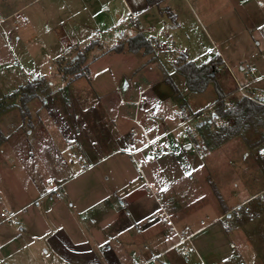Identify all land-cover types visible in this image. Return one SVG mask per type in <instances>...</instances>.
Here are the masks:
<instances>
[{"label": "rangeland", "instance_id": "rangeland-1", "mask_svg": "<svg viewBox=\"0 0 264 264\" xmlns=\"http://www.w3.org/2000/svg\"><path fill=\"white\" fill-rule=\"evenodd\" d=\"M85 2L88 10L83 0H0V14L28 3L0 22V132L5 136L0 146V212L8 210L18 219L10 223L0 216V264H135L131 253L124 257L114 253L121 209L107 213L96 206L102 196H124L129 185L139 187L138 198L128 206L125 223L132 222L130 230L136 227L131 235L138 241L157 232L173 235L169 214H165L167 203L182 212L178 227L189 224L194 230L203 214L213 217L222 202L210 179L228 205L264 187V165L257 155L264 113L248 118L250 127L243 135L220 144L211 135L229 121L213 118L181 140L175 148L177 155L163 157L162 162L145 161L141 171L124 151L128 134L121 137L116 132L131 123L119 120L131 107L121 97H138V87L159 93L156 113L169 118L171 125L177 124L175 111L183 104L201 109L216 102L214 82L202 92H193L174 67L177 54L183 51L197 63L212 58L207 50L218 46L226 61L219 79L224 92L236 101L241 96L234 91L233 75L241 82L250 79L241 68L244 65L255 68L252 85L264 89V0H167L161 10L154 7L143 13L139 28L130 25L124 0ZM174 5L171 9L179 23L175 30L165 9ZM53 10L98 12L100 31L92 35L99 40L90 42L88 51L85 47L78 52L85 51V64L89 62L91 70L88 76L77 78L61 68L63 55L69 59L73 52L53 40L46 31L50 19L38 14ZM138 31L154 36L153 53L129 51L127 39ZM34 32L39 36H32ZM81 33L75 34L79 43H83ZM22 35L26 43H18L16 36ZM121 42L122 52L112 49ZM37 76L42 85L38 96L28 102L25 116L19 94L13 99L10 95ZM189 159L199 161V167H189L193 163ZM61 182L66 192L56 197L53 188ZM167 184L168 196H163ZM242 203L254 216L244 212L236 218L232 210L229 227L249 219L257 223L259 261L255 264H264V213L257 217L264 212V196ZM96 215L99 222H94ZM144 216L151 224H140ZM230 239L239 247L235 235ZM170 255L177 264L196 263L182 258L176 248Z\"/></svg>", "mask_w": 264, "mask_h": 264}, {"label": "crops", "instance_id": "crops-1", "mask_svg": "<svg viewBox=\"0 0 264 264\" xmlns=\"http://www.w3.org/2000/svg\"><path fill=\"white\" fill-rule=\"evenodd\" d=\"M83 1L85 3L84 4L85 8L88 10L89 7L87 6L85 0ZM124 1L126 3L128 13H130L131 11H134L136 13H139V16H141L147 10L153 9L154 7H161L163 2H167V0H162L159 6L157 5L150 6L148 5L146 0H132V3H134V5L129 0L128 1L124 0ZM27 4L28 3L23 4L21 7L11 12L10 11L1 12L0 22L9 19L14 14L18 13V11H21L24 7L27 6ZM173 7H176V5L172 6L171 8ZM96 13L98 12H56V10H53V12H38L39 15L48 16V19H50L49 26L45 28H46V31L50 33L51 36H53V40L55 42H61L63 48H65L66 50H71L73 52V54L70 56L69 59H66V57L63 55V63H61L63 66H61V68L69 66V63H71V61L72 62L75 61L79 57L78 52L82 50L83 48H85L88 44H90V42L99 40L97 37H94L96 35H92L93 34L92 32L100 31V28H99L100 22L99 20H96L95 18L97 17ZM177 17H178V14H177ZM71 25L74 27V30L70 29L72 27ZM30 28L34 29V26L32 25ZM171 28L174 29L177 27H174L173 25H171ZM59 31L62 32L61 36L58 35ZM79 32H83L81 33L84 35V37L82 38L83 43H79L77 41L78 38L75 37V34H79ZM138 32H143V31H138ZM33 35H35V37L39 36L35 32L32 33V36ZM16 38L18 40V43L20 42L26 43V39L24 38L23 35L20 37L16 36ZM178 52H180V50ZM210 56L213 57L212 55ZM209 59H204L203 61L197 62V63L200 64V63L208 61ZM223 61L225 65L226 61L225 60ZM87 63L89 67V62ZM174 67H175V64H174ZM241 68L243 70V67ZM90 71L91 70L89 67V73ZM36 79H39V77L37 76ZM219 81L221 82L220 79ZM234 84H235V81H234ZM221 85L223 89L226 90V87L224 86L222 82H221ZM20 86H22V84ZM254 89L264 91L263 88H260L258 86L257 87L255 86ZM136 91L139 94L138 97L136 98H131V97L122 98L121 97V102H123L124 99L134 100V99L139 98V96L142 95L147 100V103L145 106H147V108H149L153 112V114H155L157 117L163 118L162 116L158 115L159 113H156L157 111L156 100H157V97L159 96V93L153 90L147 91L144 87H138ZM127 104H131V103H127ZM130 106L131 107L126 110L128 114L122 115L119 119V120L124 119V121L126 119L131 120V123L129 125L125 122L127 124L126 125L127 128H125L124 131L122 130L120 132V130L117 128L116 132L121 137L126 136L129 130L134 126V122H133L134 115L132 113V109L135 110L136 105L131 104ZM164 118L169 120V118H166V117ZM132 122H133V125H132ZM113 125L114 126L117 125V122L115 119H114ZM99 142L102 144L101 140H99L98 143ZM178 145L179 143L176 144L171 151L160 154L158 157L155 158V160L162 162L165 160V158L163 157H166V156L170 157L171 155H177L175 153V148H177ZM185 147L189 148L191 147V144H185ZM257 155L260 158L259 160L261 164L264 165V155H259L258 153ZM181 156L191 158V156H187L184 154H182ZM191 162L193 163L190 164L189 167H199V161L197 162L192 159H189V163ZM190 176L191 178H193L192 175ZM210 183L216 190L217 195L218 196L220 195L219 198L221 199L222 205L217 206V208L214 209L215 213L213 217L209 218L208 214H203V219L197 218V221L199 219V222L201 224L194 225L196 221L192 223L195 226L194 230L197 231L195 238H196V242H197V245H198V248L201 254L208 260V262H211V263L240 264L241 262H246L247 264L249 263L255 264L256 261L257 262L259 261L258 260L259 254L257 252V250L259 249L255 246L256 240H258L256 239V234H255L256 231H258L256 230L257 223L254 222L253 219L245 220L242 222L238 221L234 226L230 228L229 224L227 227V224L225 222L227 221L228 218H230V221H232L231 211L233 210L235 206L241 204L245 200L250 199V201H253L257 199L259 196H264V187H262L259 191H256L254 194H249L244 200L237 201L233 204L228 205L226 202H224L223 195H221L222 193L218 189L216 182L210 179ZM61 184H64V182H61ZM211 184H209L208 186H211ZM129 186H126V188L124 189V192H123L125 193L124 196H120L116 194V196H118L117 199H114V198L108 199L102 196L100 197V199L98 200V204L96 205V206H99L102 212L104 211L107 213H112L111 211H114L113 210L114 208L121 209L119 216L122 215L123 219L121 218L119 220V226L117 230L118 245H117V248L114 250V253L120 254L121 257H124V255H126L127 253H131L132 261L134 263L135 261H137V262L146 263V264H167L168 262L172 264H177L176 258H174L173 255H170V251L175 249L174 245L176 243V236L174 233L173 235L167 236L164 233L157 232V233L150 234L147 238L140 240V241L135 239L134 234L131 235L133 230H135L136 227L131 228L130 230L129 226L131 225L132 222L130 224H126L125 217L126 215H129V212L127 210L128 206L132 205L134 201H136V199L138 198V188L139 187L131 188ZM164 187L165 189L162 191V194L163 196H168V191H169L168 184L164 185ZM167 206H168L167 211H166L167 214H169V217L171 218V220L177 224V222L182 219V212L179 213V209H177L175 206L172 207V203H169V204L167 203ZM262 206L264 208V204ZM263 213L264 212L259 213L257 217L259 215H262ZM96 217L97 215L95 216L94 222H97V221L99 222V219ZM147 218H148L147 216L142 217L140 224L148 222ZM192 218L196 219L195 216H192ZM204 219H207V221H205ZM138 224H136V226ZM139 230L141 231V229ZM232 234L235 235L240 240L239 247H237L235 243L231 241L230 238L232 237ZM97 246L100 248L101 243H98ZM104 247L107 248L106 246ZM108 248H111V246H108ZM184 259L188 261H190L191 259H194L196 261L195 264L199 263V260L196 257V255H192L189 258H184Z\"/></svg>", "mask_w": 264, "mask_h": 264}, {"label": "built area", "instance_id": "built-area-1", "mask_svg": "<svg viewBox=\"0 0 264 264\" xmlns=\"http://www.w3.org/2000/svg\"><path fill=\"white\" fill-rule=\"evenodd\" d=\"M27 19L28 18L24 16L22 21H27ZM128 19L132 27L139 28V13L131 11L128 15ZM207 54L216 56L221 55V52L218 46H215V48H209ZM243 70L245 71L246 76L250 77V79L246 82H241L235 75H233L235 81L234 91L239 93L241 98H248L256 102L264 103V91L253 89L252 82L255 80V68L251 65H244ZM248 88H252L254 91H250ZM123 102L136 105L134 110L135 125L128 132V147H126L124 151L127 152L140 171L142 170V165L145 161H152L160 154L171 151L176 144L180 143L181 140H184L191 132L197 131L201 124H205L207 121L209 122L215 118L214 114L216 113L218 105L223 104L225 108H232L236 105V100L232 99L230 94H226L216 100L213 105H208L201 109H193L183 105L175 111L177 124L171 125L168 119L157 117L149 108H147V106H145L147 100L142 95L134 100L125 99ZM217 118L222 122V117L217 116L216 119ZM257 153L259 155H264V143L259 145ZM51 182L55 183L54 179H51ZM52 193L56 197H61V195L65 193L63 184H57L53 188ZM233 210L236 213V218L242 217L244 212H248L252 217L255 214L248 205L244 206V203L235 206ZM165 214H167V212H165ZM0 216L3 220L10 223L18 221L15 213H11L5 209L1 210ZM167 217L171 223V230L176 236L174 247L178 249L182 257L189 258L192 255H196L199 260L198 264H218L208 262V260L201 254L195 238L197 231L193 230L191 225L186 224L184 227H178L168 215ZM225 223L228 227V224H230V218H228ZM135 264L146 263L135 261ZM167 264L172 263L168 262ZM241 264L246 263L241 262Z\"/></svg>", "mask_w": 264, "mask_h": 264}, {"label": "trees", "instance_id": "trees-1", "mask_svg": "<svg viewBox=\"0 0 264 264\" xmlns=\"http://www.w3.org/2000/svg\"><path fill=\"white\" fill-rule=\"evenodd\" d=\"M148 5H158L162 0H146ZM169 16L173 20V26L178 27L179 23L177 21V14L174 13L171 7L167 6L165 8ZM161 10V7H160ZM97 41H95L96 43ZM127 44L129 51L138 52L143 50L146 54H151L155 51V38L154 36H147L143 32H138L132 34L127 39ZM92 44L86 46L85 51L91 49ZM117 52H122L124 50V44L119 43L114 48ZM85 51L79 54V57L71 63L70 66L64 67L63 71L65 74H73L76 77L88 76L89 67L85 64ZM217 57H212L210 60L203 63H196L193 61L187 52H180L175 58V68L179 71L186 80L188 88L193 92H202L204 91L209 83L214 82L217 92V100L225 96L227 93L224 92V89L219 81V76L221 73V66L224 64L223 59L220 55ZM154 59V56L151 60ZM214 73V74H213ZM42 81L36 79L35 81H29L27 84L20 86L10 98L13 99L16 93L20 96V101L23 104L22 112L25 116L28 115V102L34 97L38 96L39 87L42 85ZM264 101V100H263ZM3 105V104H0ZM14 105V103H12ZM10 107V106H9ZM4 110V109H3ZM264 113V103L256 102L248 98H240L236 101V105L232 108H225L223 104L218 105L216 109V115L227 119L229 122L223 123L220 125L219 129L212 133V140L216 144L226 142L232 137L243 135L244 131L247 130L250 126L247 121L253 118L258 114ZM244 130V131H243ZM263 137L258 141L259 143L264 142ZM5 140L0 132V146Z\"/></svg>", "mask_w": 264, "mask_h": 264}, {"label": "water", "instance_id": "water-1", "mask_svg": "<svg viewBox=\"0 0 264 264\" xmlns=\"http://www.w3.org/2000/svg\"><path fill=\"white\" fill-rule=\"evenodd\" d=\"M214 74V73H213ZM214 117L216 118L217 117V115L216 114H214ZM210 122H212V120L210 121ZM204 124V123H203ZM203 124H201V125H203Z\"/></svg>", "mask_w": 264, "mask_h": 264}]
</instances>
